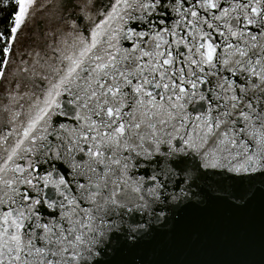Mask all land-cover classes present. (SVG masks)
Listing matches in <instances>:
<instances>
[{"label": "snow or ice", "instance_id": "6c2138e0", "mask_svg": "<svg viewBox=\"0 0 264 264\" xmlns=\"http://www.w3.org/2000/svg\"><path fill=\"white\" fill-rule=\"evenodd\" d=\"M10 6L0 264H264V0Z\"/></svg>", "mask_w": 264, "mask_h": 264}, {"label": "water", "instance_id": "95a60500", "mask_svg": "<svg viewBox=\"0 0 264 264\" xmlns=\"http://www.w3.org/2000/svg\"><path fill=\"white\" fill-rule=\"evenodd\" d=\"M253 230L257 239L259 240V232H260V215H259V206L257 207L256 215L252 222ZM163 258L169 259H183L190 261H214V262H222L227 260H235L242 258V255L236 252L231 251L223 244L210 241L205 239L200 244H195L188 246L186 248L178 249L174 254L168 255L165 254ZM255 258H259L257 253Z\"/></svg>", "mask_w": 264, "mask_h": 264}, {"label": "trees", "instance_id": "16d2710c", "mask_svg": "<svg viewBox=\"0 0 264 264\" xmlns=\"http://www.w3.org/2000/svg\"><path fill=\"white\" fill-rule=\"evenodd\" d=\"M4 0H0V31L10 27L9 13L12 11V6L5 9L3 7Z\"/></svg>", "mask_w": 264, "mask_h": 264}]
</instances>
